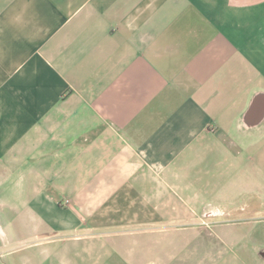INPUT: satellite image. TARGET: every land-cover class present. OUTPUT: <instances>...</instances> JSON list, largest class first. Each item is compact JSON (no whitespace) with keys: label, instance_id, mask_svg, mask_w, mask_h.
Returning <instances> with one entry per match:
<instances>
[{"label":"crops","instance_id":"0c3cea01","mask_svg":"<svg viewBox=\"0 0 264 264\" xmlns=\"http://www.w3.org/2000/svg\"><path fill=\"white\" fill-rule=\"evenodd\" d=\"M12 185L0 264H260L202 219L264 217V0H0Z\"/></svg>","mask_w":264,"mask_h":264},{"label":"rangeland","instance_id":"374dc122","mask_svg":"<svg viewBox=\"0 0 264 264\" xmlns=\"http://www.w3.org/2000/svg\"><path fill=\"white\" fill-rule=\"evenodd\" d=\"M8 191V195H3L2 190ZM24 190V189H22ZM27 194V193H26ZM18 195H20L18 197ZM23 191H18L17 185L12 186H0V261L3 258L12 257L9 254V249L15 250L16 253L20 249L22 243V234L19 232V212L21 209ZM21 198V199H20ZM211 206H206V210L211 213L213 210ZM219 212V210L217 209ZM203 244H204V254L208 249L207 247L216 249L217 255L220 256L222 250L233 244V248H243L245 245L248 249L246 256H251L254 253V249H258V258L260 264H264V217L262 218H249V217H203ZM234 227L238 229L239 227L245 226V231L248 226H258L249 234L246 233H230L226 231V227ZM214 259V254L212 256Z\"/></svg>","mask_w":264,"mask_h":264}]
</instances>
